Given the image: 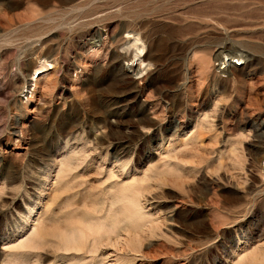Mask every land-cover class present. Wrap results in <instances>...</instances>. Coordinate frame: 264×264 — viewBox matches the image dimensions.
I'll use <instances>...</instances> for the list:
<instances>
[{
	"label": "rangeland",
	"instance_id": "obj_1",
	"mask_svg": "<svg viewBox=\"0 0 264 264\" xmlns=\"http://www.w3.org/2000/svg\"><path fill=\"white\" fill-rule=\"evenodd\" d=\"M0 264H264V0H0Z\"/></svg>",
	"mask_w": 264,
	"mask_h": 264
},
{
	"label": "bare ground",
	"instance_id": "obj_2",
	"mask_svg": "<svg viewBox=\"0 0 264 264\" xmlns=\"http://www.w3.org/2000/svg\"><path fill=\"white\" fill-rule=\"evenodd\" d=\"M129 33V32H128ZM129 35V38H132V40H127V42H126V45H125V48L124 49H126L125 50V52H128L129 50H130V48H136V51H141L143 48H142V42L140 43V41H139V38L137 37V36H135V34L133 35H131V33H129L128 34ZM222 49H223V47H221ZM221 50V49H220ZM221 52H222V50L219 52V54L216 56V59L218 60L221 56H220V54H221ZM138 53V52H137ZM45 61H46V63H48V60H46L45 59ZM44 61V62H45ZM132 61V60H131ZM139 61V60H138ZM42 62V61H41ZM43 63V62H42ZM46 63H43L42 65H41V67L40 68H38V69H36V70H41V69H43V68H45L46 66H48V65H52L51 63L50 64H46ZM139 63H141V64H143V62L141 61V62H139ZM41 64V63H40ZM129 64V63H128ZM130 66H129V68H128V70H129V72L131 73V72H135V74H139V73H142L143 72V70L145 69V64L141 67V66H139V67H137V68H134L135 66H137V63H135V61H132V62H130V64H129ZM46 69V68H45ZM235 150V149H234ZM131 189H127V187L125 188V189H127V191H129L128 193L131 195V196H133V197H130V199H129V204H128V196L125 194V192H127L126 190H124L123 192L121 191V192H119L120 194L122 193L125 197H121V198H119V201L120 200H122L123 198H124V200H125V202H127V204L129 205V207H131V202L133 201V202H135L136 203V207L135 206H132L131 207V210L133 209V207H135L137 210V212H135L136 213V215H134V216H140V209H141V207H139V194H140V190L138 189V188H136V187H132V186H129ZM121 194V195H122ZM117 195H118V193H117ZM116 195V196H117ZM120 196V195H119ZM125 198H127V199H125ZM117 200V198L115 199V201ZM127 200V201H126ZM114 201V202H115ZM123 201V200H122ZM114 202H113V204H114ZM133 202H132V204H133ZM117 203V202H116ZM134 205V204H133ZM113 206V205H112ZM111 206V207H112ZM140 209H139V208ZM135 208L132 210V211H135ZM112 209H114V208H111V210ZM139 209V210H138ZM131 210H130V212H131ZM113 211V210H112ZM138 211H139V213H138ZM114 212V211H113ZM115 213V212H114ZM132 213V212H131ZM134 213V212H133ZM133 213H132V215H133ZM137 213L139 214V215H137ZM111 214V213H110ZM109 217H112L113 218V215H111V216H109ZM110 220H111V218H110ZM102 224H104V223H102ZM102 224L100 225V228L102 227H104V225L102 226ZM110 227H111V229L114 227V220L113 221H111V223H110ZM105 226H107V225H105ZM99 227V226H98ZM100 228H99V230H100ZM107 228V227H106ZM109 228V227H108ZM115 228H113V230H114ZM108 230V229H107ZM110 230V229H109ZM109 230H108V232H109ZM101 231V230H100ZM102 231H104V229H102ZM105 232V231H104ZM112 232V231H111ZM113 233V232H112ZM68 234V233H67ZM77 234H78V232H77ZM67 237V236H66ZM80 240H81V237H80V232H79V234L78 235H76V234H74L73 232L72 233H70V234H68V237L66 238V242H67V244L68 245H71V246H77V248H78V246H79V244H80ZM35 241L33 242V241H29V242H25V243H23V244H21V247H25V246H27V247H35ZM73 248V247H72Z\"/></svg>",
	"mask_w": 264,
	"mask_h": 264
},
{
	"label": "built area",
	"instance_id": "obj_3",
	"mask_svg": "<svg viewBox=\"0 0 264 264\" xmlns=\"http://www.w3.org/2000/svg\"><path fill=\"white\" fill-rule=\"evenodd\" d=\"M232 65L236 67L237 65L239 66V63L237 61H235V63Z\"/></svg>",
	"mask_w": 264,
	"mask_h": 264
}]
</instances>
